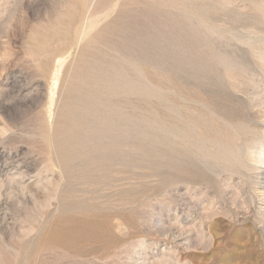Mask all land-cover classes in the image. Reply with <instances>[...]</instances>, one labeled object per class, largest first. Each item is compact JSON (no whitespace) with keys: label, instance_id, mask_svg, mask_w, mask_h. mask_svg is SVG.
Returning a JSON list of instances; mask_svg holds the SVG:
<instances>
[{"label":"rangeland","instance_id":"1","mask_svg":"<svg viewBox=\"0 0 264 264\" xmlns=\"http://www.w3.org/2000/svg\"><path fill=\"white\" fill-rule=\"evenodd\" d=\"M179 19V0H0V264H264V105L247 137L182 78ZM91 22L109 27L86 46ZM84 64L100 74L76 82L66 169L57 119ZM223 147L259 170L224 169Z\"/></svg>","mask_w":264,"mask_h":264},{"label":"bare ground","instance_id":"2","mask_svg":"<svg viewBox=\"0 0 264 264\" xmlns=\"http://www.w3.org/2000/svg\"><path fill=\"white\" fill-rule=\"evenodd\" d=\"M135 1L137 0H129L130 3ZM179 5L180 55L178 56L181 63L182 78L194 80L197 87H203L210 95L217 96L218 100L223 97L227 98V101L230 102H228L227 109L234 114L236 119L233 123V129L236 128L238 131H242L241 134L243 133L244 136L247 135L248 137L249 132H251L250 128L257 129V124L255 125L253 122V120L259 118L256 108L264 105V0H179ZM145 12L151 14L152 9H146ZM144 16L146 17L145 14ZM90 25V28L85 27L84 24L79 26L81 28L79 34H77L79 38L89 36V42L85 43L86 46H94L99 41L102 33L109 27L103 25L95 34L91 35V28L95 24L91 22ZM125 25L126 23L122 21L112 27L123 31ZM121 37L123 36L121 35ZM83 55L85 56V54ZM94 67L91 64H86V66L84 64L83 68L81 67L74 72L73 80L68 88L67 98L69 104L63 107L57 119V135L55 136L57 157L61 166L66 169L71 167L74 160L71 157L70 143H66L65 140L73 138L68 133L71 126L69 127L67 123L76 124L78 122L80 109L78 106L81 104L77 94L79 88L76 82L83 77L99 75L100 72ZM81 100L83 101L82 104H85L88 102V97L81 98ZM263 138L264 132L252 139L249 154H254V160L264 164ZM223 153L226 159L220 164L230 172L240 170L242 172L244 171L243 167L248 168V170L258 169L246 163L247 154H243L238 149L223 147ZM5 163L4 165H7V162ZM5 168L3 167L2 170L4 171ZM261 174H264V172L257 173L255 177L249 176V178H254L253 184L261 185L264 183V178L260 182L256 181ZM262 208L264 207H260V209ZM262 210H259L258 213L256 211L258 215L256 223L261 224L264 231V209ZM241 232L243 233V231ZM247 237L249 238L248 235Z\"/></svg>","mask_w":264,"mask_h":264}]
</instances>
